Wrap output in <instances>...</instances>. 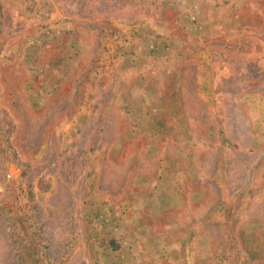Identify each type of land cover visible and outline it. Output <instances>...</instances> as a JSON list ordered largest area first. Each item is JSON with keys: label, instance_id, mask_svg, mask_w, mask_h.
<instances>
[{"label": "rangeland", "instance_id": "374dc122", "mask_svg": "<svg viewBox=\"0 0 264 264\" xmlns=\"http://www.w3.org/2000/svg\"><path fill=\"white\" fill-rule=\"evenodd\" d=\"M0 264H264V0H0Z\"/></svg>", "mask_w": 264, "mask_h": 264}]
</instances>
